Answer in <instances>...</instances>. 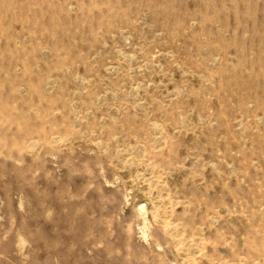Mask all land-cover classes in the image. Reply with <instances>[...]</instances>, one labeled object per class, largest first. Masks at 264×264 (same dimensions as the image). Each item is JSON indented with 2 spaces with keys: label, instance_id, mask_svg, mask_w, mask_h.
Wrapping results in <instances>:
<instances>
[{
  "label": "rangeland",
  "instance_id": "rangeland-1",
  "mask_svg": "<svg viewBox=\"0 0 264 264\" xmlns=\"http://www.w3.org/2000/svg\"><path fill=\"white\" fill-rule=\"evenodd\" d=\"M0 264H264V0H0Z\"/></svg>",
  "mask_w": 264,
  "mask_h": 264
}]
</instances>
